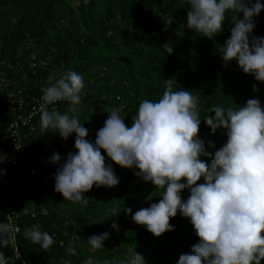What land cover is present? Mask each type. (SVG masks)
<instances>
[{"label":"trees","instance_id":"16d2710c","mask_svg":"<svg viewBox=\"0 0 264 264\" xmlns=\"http://www.w3.org/2000/svg\"><path fill=\"white\" fill-rule=\"evenodd\" d=\"M188 7V0H0V131L16 116L11 95L21 91L31 104L42 97L50 76L59 78L69 70L84 77L76 115L92 142L113 108H119L131 126L140 102L158 100L165 91L164 80L175 78L177 89L191 90L198 97V135L209 151L218 150L227 142L226 129L213 133L203 118L215 115L210 112L213 105L238 107L250 98L264 104V82L243 72L235 59L225 66L220 54L231 36L235 12H227L223 30L209 38L187 27ZM169 17L174 21L170 26L165 23ZM237 17L242 19L243 13ZM254 19L250 40L264 36V10ZM169 41L172 53L163 48ZM58 111L72 115L66 100ZM36 127L35 131L22 129L29 154L59 153L66 158L76 151L75 133L65 140L58 133L42 131L40 119ZM208 141L215 148L208 147ZM102 154L113 165L119 184L94 185L84 193L86 204L66 200L55 191L59 164L26 181L16 202L21 213V231L15 235L18 254L8 264H84L89 257L94 264H128L136 251L147 264H176L181 254L191 252L200 238L190 218L179 211L170 219L174 230L160 236L131 219L127 208L134 214L150 207L162 199L163 189L135 175L138 168L121 167L106 151ZM204 182L203 177L197 181ZM189 194L188 189L182 190L184 200ZM113 222L118 228L112 227ZM36 224L53 235L49 251L24 235L26 228ZM104 232L110 233L105 247L93 249L87 239ZM69 242L74 243L75 254L66 251Z\"/></svg>","mask_w":264,"mask_h":264},{"label":"clouds","instance_id":"9594fccd","mask_svg":"<svg viewBox=\"0 0 264 264\" xmlns=\"http://www.w3.org/2000/svg\"><path fill=\"white\" fill-rule=\"evenodd\" d=\"M187 27L212 38L223 30L226 13L235 12L231 36L220 47L227 63L235 59L243 72L264 82V36H252L255 17L264 10L261 0H188ZM242 12L243 18L237 14ZM173 18L165 22L170 26ZM173 52L172 42L163 45ZM165 91L158 100L144 99L128 126L119 108H113L103 127L97 130L95 141L87 137L76 113L82 101L84 77L69 70L59 78L49 77L42 88L40 127L42 131L58 133L67 140L76 134L74 148L66 158L59 153L50 157L59 164L55 173V191L66 200L86 204L84 193L93 186L119 184L113 165L107 157L121 167L138 168L135 175L151 181L163 189L158 202L141 208L131 219L146 226L160 236L174 230L170 219L178 213L190 218L200 238L189 253L181 254L176 264H261L264 261V104L250 98L238 107L213 105L203 119L213 133L226 129L227 142L214 152L206 147L198 133L201 118L199 99L191 90L177 89L175 78L164 80ZM255 91H259L256 85ZM66 100L68 112L61 113L47 105ZM208 147L215 148L213 141ZM202 157H208L210 163ZM63 159V163H60ZM204 178V183H197ZM189 196L182 198V190ZM115 211V210H113ZM118 215V213L116 214ZM114 215V216H116ZM113 228L118 224L113 222ZM24 235L44 251L54 243L52 234L39 224L25 229ZM110 233L92 235L87 240L93 249H101ZM66 251L76 253L73 242ZM84 264H94L92 257ZM107 264V262H105ZM128 264H147L142 254L136 253Z\"/></svg>","mask_w":264,"mask_h":264},{"label":"built area","instance_id":"2783aa9c","mask_svg":"<svg viewBox=\"0 0 264 264\" xmlns=\"http://www.w3.org/2000/svg\"><path fill=\"white\" fill-rule=\"evenodd\" d=\"M62 102L63 100L47 107L49 110L53 107L59 110ZM42 103L41 98L31 104L26 103L21 91L11 95V108L16 116L8 127L0 131V150L6 162L1 185V204L15 235L21 231V213L16 206L18 193L26 187V181L42 173L44 169H52L57 165L50 161L53 154L31 155L24 147L22 129L36 130Z\"/></svg>","mask_w":264,"mask_h":264},{"label":"water","instance_id":"95a60500","mask_svg":"<svg viewBox=\"0 0 264 264\" xmlns=\"http://www.w3.org/2000/svg\"><path fill=\"white\" fill-rule=\"evenodd\" d=\"M6 162L0 150V264L14 263L17 258L15 234L9 225L1 204V185Z\"/></svg>","mask_w":264,"mask_h":264}]
</instances>
